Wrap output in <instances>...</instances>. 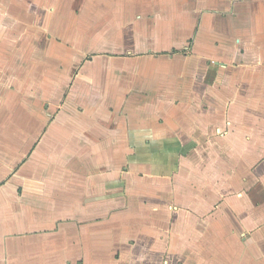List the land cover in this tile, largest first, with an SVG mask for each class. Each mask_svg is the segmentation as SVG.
Listing matches in <instances>:
<instances>
[{
    "label": "crops",
    "instance_id": "0c3cea01",
    "mask_svg": "<svg viewBox=\"0 0 264 264\" xmlns=\"http://www.w3.org/2000/svg\"><path fill=\"white\" fill-rule=\"evenodd\" d=\"M0 264H264V0H0Z\"/></svg>",
    "mask_w": 264,
    "mask_h": 264
}]
</instances>
